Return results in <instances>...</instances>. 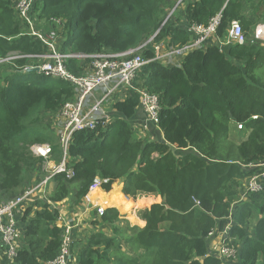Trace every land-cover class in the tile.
<instances>
[{"label": "trees", "instance_id": "1", "mask_svg": "<svg viewBox=\"0 0 264 264\" xmlns=\"http://www.w3.org/2000/svg\"><path fill=\"white\" fill-rule=\"evenodd\" d=\"M244 2L183 0L166 22L177 0H38L33 13L37 20H65L60 29L64 52H122L154 36L142 51L144 58L153 59L156 43L184 45L193 39L190 23L207 24L218 13L217 36L225 39L235 20L249 34L264 22V2L255 18L246 15ZM15 3L0 0V55L46 53L40 40L20 35L25 26ZM80 62L70 59L68 70L83 74ZM30 63L23 58L0 65V202L48 175L46 159L31 149L34 144H50L55 164L63 158L57 132L46 120L74 97V88L21 68ZM263 68L264 46L251 42L227 45L223 51L209 42L180 64H145L132 87L114 94L111 109L117 115L110 123L74 133L66 162L73 175L54 174L46 199L26 208L20 220L22 245L13 264H43L57 256L64 228L52 203L79 207L96 177L108 180L102 183L107 193L100 188L98 193L110 202L117 199L116 192L134 199L158 195L162 201L138 211L143 227L126 220L123 226L116 206L99 216L94 208L93 224L99 228L80 249L78 264H224L210 253L208 236L228 224L227 239L239 246V256L226 264H264V192H247L244 198L245 184L256 172L247 165L264 160V81L258 74ZM141 89L158 94L161 104L158 126L145 134L136 118ZM158 129L162 138L151 139ZM117 181L123 182V193Z\"/></svg>", "mask_w": 264, "mask_h": 264}, {"label": "built area", "instance_id": "2", "mask_svg": "<svg viewBox=\"0 0 264 264\" xmlns=\"http://www.w3.org/2000/svg\"><path fill=\"white\" fill-rule=\"evenodd\" d=\"M38 0H16L15 9L18 17L25 26V31L34 38L40 40L47 48L46 53L23 54L20 51H11L7 55H0V65L4 63L14 64L18 59H30L32 63L21 67L25 71L39 68V73L62 79L74 88V97L64 103L60 112L56 115L61 122V128L57 135L63 152L62 161L55 164L51 159L52 147L50 144H34L31 149L36 156L44 157L49 174L39 183L29 187L23 193L8 201L0 202V242L4 246L5 256L8 264H13L14 258L22 245L23 228L20 224L21 216L26 208L37 199H46L52 176L59 172H67L71 177L73 171L67 168L68 149L75 132L85 129H95L98 125L105 126L114 119L112 103L114 94L122 88L132 87V81L142 67L150 61L160 60L164 63H173L177 58H183L191 51L203 48L218 33L221 24V13L216 14L207 24L190 23L188 31L193 39L184 45L177 47H163L160 43L154 45L156 56L153 59L144 58L142 51L153 40L149 39L135 48L122 52L100 51L94 53L62 51L60 29L65 20L51 17L44 20L46 29L41 27L43 21H38L33 13L34 6ZM56 27V28H55ZM59 27V28H58ZM247 42H258L264 46V23L258 24L249 36L239 21H233L224 45L245 44ZM77 59L86 68L83 74H74L68 70L67 62ZM86 63V64H85ZM140 93V109L145 112L146 119L139 121L138 129L143 132L150 126H158L159 113L161 110L160 97L146 89L138 90ZM110 108V109H109ZM254 115L253 118H257ZM150 125V126H149ZM238 128L243 129L244 124L238 123ZM48 164V166H46ZM50 164V165H49ZM249 168H256L245 186L246 193L264 192V160L250 163ZM44 168V169H45ZM107 179L96 177L90 185L89 193L82 203H90V194ZM63 202V201H62ZM60 210L58 225L64 228L62 245L57 256L43 264H72L74 229L79 226L81 215L74 216L63 212L58 203H52ZM96 208L98 215H102L107 207L94 204L91 209ZM228 224L224 230L214 229L209 233L210 253L218 256L223 262L237 261L239 246L231 244L228 239ZM0 264H4L0 262Z\"/></svg>", "mask_w": 264, "mask_h": 264}, {"label": "crops", "instance_id": "3", "mask_svg": "<svg viewBox=\"0 0 264 264\" xmlns=\"http://www.w3.org/2000/svg\"><path fill=\"white\" fill-rule=\"evenodd\" d=\"M245 2H244V5L246 6V11H245V13H246V15L248 16V17H250V18H255V17H257L256 16V11H257V9H258V7H259V5H261V3L262 2H264V0H244ZM186 21L185 20H183L182 21V23H185ZM261 23V22H260ZM257 24H259V23H257ZM256 24V25H257ZM256 27V26H255ZM253 29L254 28H252L251 30H250V32H249V35L250 34H252V31H253ZM226 40V38L224 39V38H221V37H219V36H215V37H213L212 38V40L210 41V43H217V45L219 46V48L223 51V49H225V47H226V45H224L222 42L223 41H225ZM180 58L179 59H177V61L178 62H180ZM174 62H175V60H174ZM117 113V111H115V110H113V115H114V117H116L115 115H117L116 114ZM136 118H137V120L138 121H143V120H145L146 119V115H145V112L142 110V109H139L138 110V112H137V116H136ZM150 126V125H149ZM151 127L152 126H150V127H148L149 129H147L148 130V132H149V130L151 131ZM149 133H151V132H149ZM147 135H148V133H147ZM150 138L151 139H155V138H157V139H161L162 138V132H161V130H159L158 129V131H157V133H156V135L154 134H150ZM115 184H117V185H119L120 186V190H121V192L123 193V182H121V181H117ZM103 192H105V193H107V191H105L103 188H102V186H100L99 187ZM113 189V188H112ZM93 193V192H92ZM92 193L90 194V203H89V208L90 209H88L87 207H88V205L85 203V205H83V203L81 202V204L79 205V207H77V208H70L69 206H67V201H63V202H60V204H59V206H60V208L62 209V211L63 212H66V213H68V214H71V215H74V216H79V215H81V219H80V224H79V226H81V225H83L84 223H85V221L86 220H88V218H90L88 221H87V223L89 224V221L91 220V218H92V211H93V209H91L92 207H93V205L94 204H96V205H98V204H100V205H103L104 203H102L101 201H100V198L99 197H93L92 196ZM115 197H117V199H119V198H123V199H128V198H130V199H132V200H140L142 197H139V198H137V199H134V198H131V197H128V198H126V197H120L119 196V194H118V192H116L115 193ZM119 197V198H118ZM143 198H145V197H143ZM245 198H246V196H245ZM162 199V198H161ZM162 201V200H161ZM160 201V202H161ZM109 204H112L109 200H108V198H107V205H106V207L108 208V207H115V206H110ZM140 206V205H139ZM145 207V206H144ZM117 208V207H116ZM118 209V208H117ZM120 209V208H119ZM118 209V210H119ZM122 212H127V211H129V210H127V208L125 207V208H121L120 209ZM138 218V220H139V222L138 223H136V224H138L140 227H143L142 226V224L143 225H145L146 224V222H145V220H143L141 217H137ZM94 219H95V216H93V221H94ZM78 226V227H79ZM78 227H76L75 229H74V237H76V235H77V232L79 231V228ZM93 227H95V226H93ZM95 230V229H94ZM94 230H93V233H94ZM97 230V229H96ZM92 233V234H93ZM91 234V235H92ZM76 240V239H75ZM76 246H78V244H77V242H76V245H75V243H74V246H73V251H74V247H76ZM80 247V246H79ZM81 249V248H80ZM74 253V252H73ZM7 257L5 256V250H4V246L1 244V242H0V262H3L4 264H8V260L6 259ZM72 264H78V261H74V256H73V263ZM224 264H226L225 262H224Z\"/></svg>", "mask_w": 264, "mask_h": 264}, {"label": "rangeland", "instance_id": "4", "mask_svg": "<svg viewBox=\"0 0 264 264\" xmlns=\"http://www.w3.org/2000/svg\"><path fill=\"white\" fill-rule=\"evenodd\" d=\"M179 1H181V0H177V4H176V8L180 5V4H183V2H181V3H179ZM174 7V8H175ZM174 8L173 9H171V10H169V14L173 11V13H174V11L176 10V8H175V10H174ZM170 9V8H169ZM39 22L40 21H43V24H41L40 26L41 27H43L44 29H46V25H45V23H44V20H38ZM62 41H63V36L61 37V43H62ZM163 47H167L166 46V42L165 41H161V43H160ZM175 62H173L172 64H174ZM86 64V63H85ZM166 64H168V63H166ZM84 71H86V68L84 69ZM258 74H263V81H264V68L262 69V70H259L258 71ZM110 107H111V104H110ZM110 109V108H109ZM49 124H51L52 125V131H56L57 132V130H59L60 128H61V122H60V120L59 119H57V116L55 115L52 119H47L46 120ZM143 134H145V131H143ZM238 143L240 142V141H237ZM179 154H181V153H179ZM50 165V164H49ZM46 166H48V164H46ZM45 168V167H44ZM46 172H47V174H49V171L47 170V168H45L44 169ZM95 197H99L100 198V201L102 202V203H104L103 205L106 207V205H107V197L106 196H104V195H102V194H100V193H98ZM142 198L139 200V201H143V203H141V205H146L145 207H147V206H150V205H152L153 203H156V202H160L162 199H161V197L160 196H158V195H146V196H141ZM143 197H145V198H143ZM119 200H121L123 203H125L126 201L125 200H122V198H119ZM67 206H70L69 205V202L67 201ZM139 206V205H135V207L134 208H131V210H129V211H127V212H130V213H132V215L134 216L133 218H129V215L127 214V213H122L121 211H120V213L122 214V221H121V223H123L122 225L123 226H126V223L124 222L125 220L126 221H128L131 225H138V224H136V223H138L139 222V220H138V211L141 209V208H145L144 206ZM123 208H125L124 206H123ZM92 216V218H91V220L89 221V224L87 223V221L90 219V218H88V220H86L85 221V223L83 224V225H81V226H79L78 228H79V231L77 232V235H76V237H74V243H75V245H76V242H77V244H78V246H76V247H74V253H73V256H74V261H78V256H79V251H80V248H82L85 244H86V240L91 236V234L93 233V230L95 229H98L99 227L97 226V225H94L93 224V214L91 215ZM93 226H95V227H93ZM139 226V225H138ZM253 226V225H252ZM106 229H107V227H106ZM94 230V231H95ZM252 230V229H251ZM76 239V240H75ZM235 245V244H234ZM73 246H74V244H73ZM80 246V247H79ZM236 246H238V245H236ZM8 261H9V259H8ZM71 263H73V257H72V259H71Z\"/></svg>", "mask_w": 264, "mask_h": 264}, {"label": "bare ground", "instance_id": "5", "mask_svg": "<svg viewBox=\"0 0 264 264\" xmlns=\"http://www.w3.org/2000/svg\"><path fill=\"white\" fill-rule=\"evenodd\" d=\"M98 192H99V188H97L95 191H93L92 196L95 197L98 194ZM122 200H125L126 202L123 203L121 200L116 199L113 202H111L112 204H109V205L110 206H116L118 209L119 208L121 209L124 206L127 208V210H131V208H134L135 205H141V201H139V200L137 202L132 201L130 199H123V198H122Z\"/></svg>", "mask_w": 264, "mask_h": 264}, {"label": "clouds", "instance_id": "6", "mask_svg": "<svg viewBox=\"0 0 264 264\" xmlns=\"http://www.w3.org/2000/svg\"><path fill=\"white\" fill-rule=\"evenodd\" d=\"M181 2H183V0L179 1V3H181ZM235 21H236V20H235ZM261 23H264V22H261ZM259 24H260V23H259ZM257 25H258V24H257ZM257 25H256V26H257ZM254 28H255V27H254ZM243 29H244V28H243ZM228 30H229V29H228ZM253 30H254V29H253ZM24 31H25V30H24ZM24 31H23V32H24ZM21 33H22V32H21ZM246 33H247V32H246ZM25 34H27V33H25ZM20 35H21V34H20ZM227 35H228V34H227ZM248 35H249V34H248ZM250 35H251V34H250ZM250 35H249V36H250ZM30 36H31V35H30ZM153 37H154V36H153ZM153 37H152V38H153ZM152 38H150V39H152ZM189 42H190V41H189ZM255 43H258V42H255ZM245 44H246V43H245ZM206 45H207V44H206ZM206 45H205V46H206ZM261 45H262V44H261ZM205 46H204V47H205ZM175 47H177V46H175ZM167 48H168V47H167ZM177 59H179V58H177ZM177 59H175V63H174L175 65L180 64V62H181V60H180V62H178ZM180 59H182V58H180ZM170 64H171V63H170ZM174 64H173V65H174ZM29 71H30V70H29ZM38 72H39V71H38ZM141 203H143V201H141ZM142 226H144V225L142 224Z\"/></svg>", "mask_w": 264, "mask_h": 264}, {"label": "water", "instance_id": "7", "mask_svg": "<svg viewBox=\"0 0 264 264\" xmlns=\"http://www.w3.org/2000/svg\"><path fill=\"white\" fill-rule=\"evenodd\" d=\"M176 8V7H175ZM175 8H174V10H175ZM172 13H173V11L167 16V18H166V20H165V22L168 20V18L172 15ZM31 72H38L39 71V68L37 67V68H33V69H31L30 70ZM172 149L173 150H177V147L175 146V145H172Z\"/></svg>", "mask_w": 264, "mask_h": 264}]
</instances>
